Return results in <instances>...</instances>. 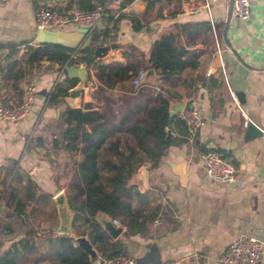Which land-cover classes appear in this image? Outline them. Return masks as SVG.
Segmentation results:
<instances>
[{"label": "crops", "instance_id": "obj_1", "mask_svg": "<svg viewBox=\"0 0 264 264\" xmlns=\"http://www.w3.org/2000/svg\"><path fill=\"white\" fill-rule=\"evenodd\" d=\"M68 1L0 0V58L5 59L0 66L10 60L6 57L9 44L17 47L14 57L19 60L26 52V44L36 43L34 12L39 6L64 9ZM146 1L151 2L106 1L105 16L135 13L141 16L143 26L136 31L127 18H121L111 32L112 39L104 44L106 53L100 58L94 57L95 60L107 65L125 64L122 51L132 45L137 54L129 55L130 60L146 61L153 41L173 23L209 21L216 29V38L211 30L200 31L192 38L179 33L176 37L178 44L189 50L191 56L195 55L190 60L192 64L169 80H162L153 70V75H149L140 87H135L128 78L116 82L107 91H99L95 69L83 65L87 82L81 95L73 99L74 107L65 100L66 96L58 105L46 102L60 72L57 63L42 59L31 67L25 66L26 72L17 80L13 76L4 77L0 71V94L6 100H17L29 83L36 87L34 106L28 115L15 123L0 122V188L4 167L28 174L42 191L52 195L56 209L54 234L68 235L73 239L83 235L92 243L87 234L89 216L72 207L83 200L84 193L76 163L62 146L64 124L61 111L65 107H84L86 104L91 109L101 110L109 102L115 112L136 108L137 116H142L157 95L167 99L168 111L173 110L178 118L187 98L194 95L203 119L194 142L184 140L183 123L174 120L167 127L174 143L158 165L150 167L149 162H144L127 179V185L134 186L144 195L132 201L139 218L159 206L145 230L126 233L127 227L119 218L117 226L121 231L113 237L96 215L93 218L111 239L120 240L126 247V254L134 258L155 245L159 261L148 264H221L220 256L241 233L253 235L262 242V257L258 264H264V0H249L248 18L241 19L232 13L229 20L227 37L242 62L225 45L221 34L229 0H215L209 6L205 5V0H189L198 5L199 9L194 12L185 8L184 0H163L160 17H155L158 3L151 2L153 6L146 9ZM103 25L102 19L99 27ZM75 27L68 24L63 29L73 30ZM112 42L116 46L113 47ZM248 120L263 133L245 138V122ZM121 139L124 141L126 136L122 135ZM128 141L132 142L130 137ZM207 148H214L231 158L235 168L232 182L207 177L200 159V152ZM183 160L186 161V175L182 183L176 171ZM60 191L65 194L72 210L67 233L57 230L60 218L53 197ZM5 210L6 206L0 211V223L4 221L1 215ZM100 213L113 220L106 213ZM12 225L11 234L0 228V255L22 235V224L17 217L12 219ZM39 239L44 250V240ZM96 252V258L89 257L91 264H99L101 255ZM35 263L49 264L46 260Z\"/></svg>", "mask_w": 264, "mask_h": 264}, {"label": "trees", "instance_id": "obj_2", "mask_svg": "<svg viewBox=\"0 0 264 264\" xmlns=\"http://www.w3.org/2000/svg\"><path fill=\"white\" fill-rule=\"evenodd\" d=\"M106 1L69 0L64 9H56L62 13L73 7L89 11ZM152 6L151 2L146 1V9ZM121 18H127L136 31L143 26L141 16L135 13L120 12L115 17L107 15L103 18L104 25L90 32L91 40L86 47L69 48L50 43L26 44V52L19 60L14 57L17 47L9 44L10 51L6 57L10 60L0 66V71L4 77L13 76L17 80L26 72L25 66L31 67L42 59L57 63L59 69L64 64H83L95 69L99 91H107L116 82L131 79L139 69L152 68L162 80H169L189 63L192 64L190 60L195 56H191L189 50L178 44V34L185 33L192 38L200 31L211 30L209 21L173 23L153 41L146 61L130 60L129 55L137 54V49L131 45L122 51L126 58L125 64L99 63L93 56L94 47L107 45L113 37L111 32L115 24ZM111 45L116 46L113 42ZM76 83L77 79L68 78L64 71L47 94V104L58 105ZM154 97L155 102L146 106L142 116H137L136 108L115 112L109 102L101 110L91 109L86 104L84 107H65L60 113L64 124L62 146L76 163L84 193L83 200L72 204V207L89 216L87 234L101 257L126 254V247L120 240L111 239L93 218L98 212L120 218L127 227L126 233H135L144 231L147 222L156 216L159 209V206H155L139 218L138 209L132 205V201L139 200L144 195L134 186L126 184L130 175L144 162H149L150 167L157 166L169 146L174 143L173 137H167V127L179 117L169 114L166 98L157 95ZM179 121L182 122L181 119ZM183 126L185 128L184 124ZM122 135L126 136L124 141L121 139ZM128 137L131 138V143ZM185 137L184 134V140L187 139ZM4 174L0 202L4 203L7 210L1 215L4 221L0 223V228L11 234L14 230L12 219L17 217L23 232L0 255V264L22 263L23 259L31 255L34 262L46 260L49 264H91L89 255L77 245H72L74 239L71 236L54 234L56 209L52 195L42 191L28 174L17 169L4 167ZM39 238L44 240V250Z\"/></svg>", "mask_w": 264, "mask_h": 264}, {"label": "built area", "instance_id": "obj_3", "mask_svg": "<svg viewBox=\"0 0 264 264\" xmlns=\"http://www.w3.org/2000/svg\"><path fill=\"white\" fill-rule=\"evenodd\" d=\"M5 1V0H2ZM215 0H205V5ZM183 5L189 12L198 10V5L193 1L184 0ZM106 4L98 5L93 10L83 11L77 8L71 9L73 15L69 12L62 13L57 9L41 5L34 12V24L36 29H58L64 28L68 24L75 26L88 27L89 33L98 28L106 13ZM232 13L241 19H246L250 14L249 0H233ZM211 31L216 38V29L211 24ZM217 44V43H216ZM218 48V47H217ZM218 51L219 48H218ZM4 57L0 58V63H4ZM81 65V64H79ZM83 65V64H82ZM64 64L60 67L58 78L52 85V88L60 75L64 72ZM145 69H139L131 78V82L135 87H140L146 78ZM51 88V89H52ZM36 87L33 83L27 84L20 92V96L15 101H9L0 94V122L15 123L28 115L34 106ZM179 119L185 125V136L190 143H193L196 134L203 124L200 115L197 100L194 95H190L185 105L178 112ZM200 159L204 164L205 172L208 178L215 181L232 182L235 178V168L229 156H225L214 148H207L200 152ZM264 178V172L262 173ZM115 225H119L116 218H112ZM72 245L76 246L75 240ZM199 258V255L195 256ZM262 257V242L255 236L241 233L232 240L226 251L220 256L221 264H258ZM99 264H136L134 256L130 254L120 253L110 257H100Z\"/></svg>", "mask_w": 264, "mask_h": 264}, {"label": "water", "instance_id": "obj_4", "mask_svg": "<svg viewBox=\"0 0 264 264\" xmlns=\"http://www.w3.org/2000/svg\"><path fill=\"white\" fill-rule=\"evenodd\" d=\"M61 2L64 0H60ZM151 2L158 3L156 7L155 17H160L162 15L163 9V0H150ZM232 6L233 0H229L227 7V14L225 19V24L222 28L221 34L225 45L230 49V51L237 56V58L242 62V59L233 48L227 37V28L229 24V20L232 17ZM69 15H73V11H69ZM91 40V35L88 31V27L86 26H76L73 30H67L63 28L58 29H47V28H39L37 29L35 42L38 44L41 43H50L62 45L69 48H84L86 47ZM107 51V46L105 45H97L94 47L93 56L96 58L102 57ZM65 73L68 78L77 79V83L74 87L70 88L68 91V95L65 97V100L71 107H74L73 99L75 97H79L83 92V87L87 82L86 69L83 65H67L65 67ZM149 75H153V69L149 68L146 71V78ZM145 78V79H146ZM240 97V94H238ZM169 114H173V110L169 111ZM246 131L244 133L245 138H249L256 135H261L262 130L254 124L252 121L248 120L245 122ZM170 135V131L167 130V137ZM178 166H181L179 170L176 171L178 174L180 181L183 183L186 175V161L183 160ZM53 200L57 207V213L60 218L59 225L57 230L60 232H69L70 230V220L72 210L68 207L67 201L65 199V194L60 191L54 197ZM4 204L0 203V211L4 208ZM96 217L101 220L104 229L110 233L113 237L120 233L121 227L117 226L113 223L111 219L105 218L102 216L100 212L96 214ZM75 241L77 246L80 247L84 252H86L90 258H96L97 252L89 239L83 235L76 236ZM158 258L156 256V248L155 245H151L148 252L141 256H137L135 258L136 264H148V263H158Z\"/></svg>", "mask_w": 264, "mask_h": 264}, {"label": "rangeland", "instance_id": "obj_5", "mask_svg": "<svg viewBox=\"0 0 264 264\" xmlns=\"http://www.w3.org/2000/svg\"><path fill=\"white\" fill-rule=\"evenodd\" d=\"M22 264H36V263L34 262V257L31 255L28 258L23 259Z\"/></svg>", "mask_w": 264, "mask_h": 264}]
</instances>
